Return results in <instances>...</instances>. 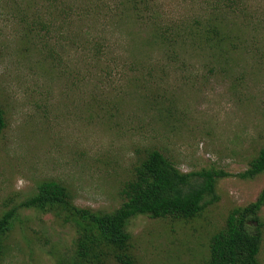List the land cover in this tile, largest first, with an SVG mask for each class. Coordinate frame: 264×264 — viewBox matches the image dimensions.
Segmentation results:
<instances>
[{
    "label": "rangeland",
    "instance_id": "374dc122",
    "mask_svg": "<svg viewBox=\"0 0 264 264\" xmlns=\"http://www.w3.org/2000/svg\"><path fill=\"white\" fill-rule=\"evenodd\" d=\"M0 109V217L15 211L0 264L74 257L65 214L21 208L41 183L111 213L153 150L182 173L230 176L194 219L131 218L133 256L207 264L211 238L264 189V173L238 177L264 149V0H0Z\"/></svg>",
    "mask_w": 264,
    "mask_h": 264
},
{
    "label": "trees",
    "instance_id": "16d2710c",
    "mask_svg": "<svg viewBox=\"0 0 264 264\" xmlns=\"http://www.w3.org/2000/svg\"><path fill=\"white\" fill-rule=\"evenodd\" d=\"M5 127L0 109V133ZM264 173V149L249 168L238 175L253 180ZM230 176L222 170L182 173L159 151L148 153L135 169L134 178L121 191L124 203L111 213L77 207L69 190L55 181L40 184L39 192L21 204V208L42 213L65 214L64 222L76 226L79 237L71 261L60 264H137L131 251L127 226L138 215L158 218L194 219L202 215L216 199V184ZM264 206V189L257 200L234 209L223 230L210 240L207 264H259L262 232L259 213ZM15 211L0 217V245L10 230Z\"/></svg>",
    "mask_w": 264,
    "mask_h": 264
}]
</instances>
